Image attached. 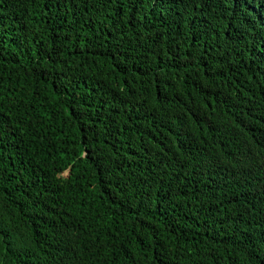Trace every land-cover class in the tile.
I'll use <instances>...</instances> for the list:
<instances>
[{"label":"trees","instance_id":"obj_1","mask_svg":"<svg viewBox=\"0 0 264 264\" xmlns=\"http://www.w3.org/2000/svg\"><path fill=\"white\" fill-rule=\"evenodd\" d=\"M0 264H264V0H0Z\"/></svg>","mask_w":264,"mask_h":264}]
</instances>
